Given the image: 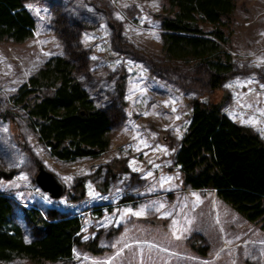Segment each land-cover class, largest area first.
Instances as JSON below:
<instances>
[{
  "label": "rangeland",
  "instance_id": "1",
  "mask_svg": "<svg viewBox=\"0 0 264 264\" xmlns=\"http://www.w3.org/2000/svg\"><path fill=\"white\" fill-rule=\"evenodd\" d=\"M234 1L223 29L232 67L212 91L202 68L165 57L158 18L169 10L165 0H22L34 18L32 35L0 41V167L13 173L0 179V192L10 196V221L26 241L35 230L23 209L44 217L54 208L77 216L82 239H96L100 249L73 248L67 260L37 264H264L261 223L215 190L185 186L173 157L191 101H208L206 94L264 141V0ZM66 54L89 99L112 116L108 148L95 157H54L12 99L45 61ZM39 164L64 183L59 198L36 185ZM78 183L83 196L74 199Z\"/></svg>",
  "mask_w": 264,
  "mask_h": 264
},
{
  "label": "trees",
  "instance_id": "2",
  "mask_svg": "<svg viewBox=\"0 0 264 264\" xmlns=\"http://www.w3.org/2000/svg\"><path fill=\"white\" fill-rule=\"evenodd\" d=\"M165 2L169 10L158 17L165 57L202 68L207 87L220 90L232 67L223 29L231 21L235 1ZM201 25H208L211 30L205 31ZM33 28L34 18L22 0H0V41L23 42L32 35ZM206 95L207 102L198 98L191 101L186 132L173 154L183 184L192 189L215 190L218 198L246 220L260 222L264 227V141L249 128L231 121L220 111V101L212 103L210 95ZM12 99L34 120L38 139L54 157H95L108 148L112 116L89 99L68 54L45 61L18 87ZM12 174L0 167V179ZM77 186L74 199L83 196V187L79 183ZM12 211L10 196L0 192L2 262L26 259L35 264L54 263L69 259L73 248L100 252L96 239H82L77 216L68 217L52 208L42 217L37 210L24 208V215L35 230L33 238L26 241L21 228L10 221ZM197 249L204 254V250Z\"/></svg>",
  "mask_w": 264,
  "mask_h": 264
},
{
  "label": "water",
  "instance_id": "3",
  "mask_svg": "<svg viewBox=\"0 0 264 264\" xmlns=\"http://www.w3.org/2000/svg\"><path fill=\"white\" fill-rule=\"evenodd\" d=\"M204 101L207 102V98ZM34 180L40 190L47 193L52 199L59 198L65 191V185L60 178L46 169L43 164L37 166Z\"/></svg>",
  "mask_w": 264,
  "mask_h": 264
},
{
  "label": "snow or ice",
  "instance_id": "4",
  "mask_svg": "<svg viewBox=\"0 0 264 264\" xmlns=\"http://www.w3.org/2000/svg\"><path fill=\"white\" fill-rule=\"evenodd\" d=\"M140 213H137V215H139Z\"/></svg>",
  "mask_w": 264,
  "mask_h": 264
}]
</instances>
